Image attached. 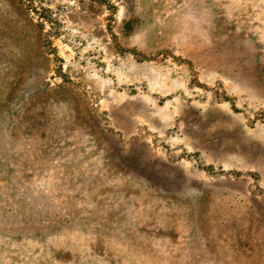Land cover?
Returning a JSON list of instances; mask_svg holds the SVG:
<instances>
[{
    "label": "rangeland",
    "instance_id": "rangeland-1",
    "mask_svg": "<svg viewBox=\"0 0 264 264\" xmlns=\"http://www.w3.org/2000/svg\"><path fill=\"white\" fill-rule=\"evenodd\" d=\"M0 264H264V0H0Z\"/></svg>",
    "mask_w": 264,
    "mask_h": 264
}]
</instances>
